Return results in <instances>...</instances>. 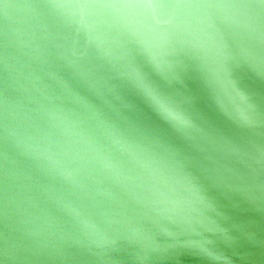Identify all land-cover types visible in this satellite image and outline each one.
Returning a JSON list of instances; mask_svg holds the SVG:
<instances>
[{"label":"water","instance_id":"1","mask_svg":"<svg viewBox=\"0 0 264 264\" xmlns=\"http://www.w3.org/2000/svg\"><path fill=\"white\" fill-rule=\"evenodd\" d=\"M0 0V264H264V0Z\"/></svg>","mask_w":264,"mask_h":264},{"label":"clouds","instance_id":"2","mask_svg":"<svg viewBox=\"0 0 264 264\" xmlns=\"http://www.w3.org/2000/svg\"><path fill=\"white\" fill-rule=\"evenodd\" d=\"M108 6L127 10L126 24L131 26L136 23L134 10L139 7V0H113Z\"/></svg>","mask_w":264,"mask_h":264}]
</instances>
